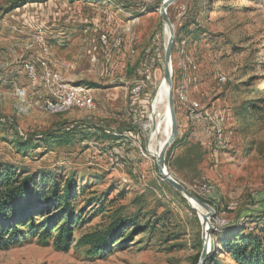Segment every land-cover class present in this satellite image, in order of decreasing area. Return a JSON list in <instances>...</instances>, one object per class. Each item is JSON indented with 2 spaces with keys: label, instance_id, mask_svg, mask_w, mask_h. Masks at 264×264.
<instances>
[{
  "label": "rangeland",
  "instance_id": "obj_1",
  "mask_svg": "<svg viewBox=\"0 0 264 264\" xmlns=\"http://www.w3.org/2000/svg\"><path fill=\"white\" fill-rule=\"evenodd\" d=\"M45 1L12 8V0H0V164L18 172L75 178L82 189L75 201L76 209H82L75 240L103 230L116 209L128 217L137 214L140 222L165 215L166 228L180 236L163 242L159 235L146 236L134 226L128 228L132 237L127 244L116 242L106 255L92 256L75 243L67 251L59 250L53 237L44 239L24 228L26 238L0 247V264H193L197 243L202 252L206 242L207 257L212 242L217 241L212 231L234 222L250 229L261 222L264 110L254 115L244 111H249L251 99L264 107L260 102L264 98V0H203L196 18L197 41L179 32L194 0H177L167 11L175 35L173 88L179 77L181 42L185 41L184 50L196 64V70L188 74L190 96L220 122L217 132L201 126L195 132L173 92L178 134L166 151L164 164L174 179L211 208H202L203 213L162 180L156 158L147 149L151 105L163 78L167 42L160 14L152 7L162 0ZM108 8L117 11L126 24L136 19L131 31L138 44L136 54L124 58L106 84L107 79L90 70L89 61L90 55L102 59L103 49L96 37L91 38L93 33L82 27L95 14L105 19ZM187 29L192 32L196 26L190 24ZM176 37L180 38L177 42ZM44 48L47 57L57 61L64 79L92 88L91 107L48 113L43 107L48 95L39 99L31 94L35 87L24 65L28 61L35 64L39 76L40 63L46 58ZM139 77L146 86L136 95L143 101L136 114L130 105L139 104L129 90ZM16 89L24 90V95L16 94ZM15 139L26 148H18ZM186 142L201 145L200 161L184 159ZM103 196L113 199L114 205L96 212ZM178 243L182 246L176 247Z\"/></svg>",
  "mask_w": 264,
  "mask_h": 264
},
{
  "label": "trees",
  "instance_id": "obj_2",
  "mask_svg": "<svg viewBox=\"0 0 264 264\" xmlns=\"http://www.w3.org/2000/svg\"><path fill=\"white\" fill-rule=\"evenodd\" d=\"M44 1L12 0L11 6L16 8L28 2ZM202 2L203 0L193 1V7L187 11L185 23L179 29V32L189 34L192 41L200 38V27L196 18L201 15ZM158 7L157 5L152 8L158 10ZM167 11L169 12V7ZM190 24L196 26L195 31H188ZM179 39L176 37V42ZM91 86L95 85L92 83ZM256 100L251 99L247 103L249 111L244 113L254 115L264 110V107L256 104ZM260 102L264 104V98ZM14 143L22 150L27 146L16 139ZM183 146L184 159L195 161L202 159L199 143L186 142ZM166 163L170 164L168 160ZM80 193L82 189L78 188L73 176H67L62 180L53 173L18 172L12 169L11 165L0 164V247L7 248L26 238L24 228L30 233L37 232L38 236L44 239L53 237L59 250L67 251L75 243L79 247H86L92 256L106 255L116 242H120L122 246L127 244L132 237V230L128 231V228L134 226L137 230L146 232V236L159 235L160 241L163 242L178 239L180 236L178 231L172 232L166 228L168 221L165 215L145 217V221L140 222L137 214L128 217L121 215L116 209L110 213V221L103 230L85 233L75 240L74 231L79 212L82 211L76 209L75 201ZM119 196H122V193ZM113 203L114 200L106 196L99 198L96 212L106 211V206L111 207ZM212 234L217 241L212 242L211 250L202 264H264V217L250 229L234 222L218 231H212ZM177 246H182V243H178ZM197 246L198 251L193 264H197L200 257L201 243H197Z\"/></svg>",
  "mask_w": 264,
  "mask_h": 264
},
{
  "label": "built area",
  "instance_id": "obj_3",
  "mask_svg": "<svg viewBox=\"0 0 264 264\" xmlns=\"http://www.w3.org/2000/svg\"><path fill=\"white\" fill-rule=\"evenodd\" d=\"M114 13L108 11L105 13V22L110 23L114 20ZM136 19L130 22L133 24ZM98 43L103 49L102 59L95 55L90 57V70L98 72L102 76L109 75L114 69L113 54L124 51V38L116 33V29L105 30L99 33ZM133 41V38H131ZM180 56L177 61L179 68V77L173 88L177 103L180 104L185 112L188 122L194 127L200 125L208 132H217L220 126L219 120L199 101L193 99L189 93L188 74L196 70V64L192 56L184 50L185 41L181 42ZM135 49L130 48L128 54L133 55ZM46 58L41 61L43 78L41 84L46 88L48 97L44 99L43 107L48 113H61L72 108H88L94 103L92 88L82 83H74L63 78L61 71L57 68V61H51L48 56L47 48H44ZM50 63L54 67L50 66ZM27 79L32 87L40 84L38 71L35 64L26 62L24 65ZM173 76V75H172ZM173 80V77H172ZM221 81H225L224 76H220ZM145 80L142 77L134 80L129 93L139 95L145 88ZM16 94L23 96L24 90L16 89Z\"/></svg>",
  "mask_w": 264,
  "mask_h": 264
},
{
  "label": "water",
  "instance_id": "obj_4",
  "mask_svg": "<svg viewBox=\"0 0 264 264\" xmlns=\"http://www.w3.org/2000/svg\"><path fill=\"white\" fill-rule=\"evenodd\" d=\"M177 0H162L158 7V12L162 19L163 25L168 28V38L165 46L164 51V67H163V78L169 85L168 90V106L170 110V117H171V130L170 135L167 137L166 141L163 144V147L160 150L158 157L156 158V164L158 168V172L162 180L166 181L170 186H172L178 193H180L186 200L189 198L190 200L194 201L196 204L200 205L205 210H211V208L204 202L200 201L196 196H194L183 184L178 182L174 179L169 172L166 170L164 160L165 154L167 149L173 144V142L177 138L178 134V127H177V120L176 114L174 109V100H173V80H172V67H171V53L172 48L175 42V35H174V27L172 22L170 21L167 9L168 7L173 4ZM203 221L207 219V215H202ZM205 239V238H204ZM206 257V242H204V246L202 252L200 254L199 260L197 264H202Z\"/></svg>",
  "mask_w": 264,
  "mask_h": 264
},
{
  "label": "crops",
  "instance_id": "obj_5",
  "mask_svg": "<svg viewBox=\"0 0 264 264\" xmlns=\"http://www.w3.org/2000/svg\"><path fill=\"white\" fill-rule=\"evenodd\" d=\"M108 11L114 13V16L115 17H114V20L112 22L106 23L105 22V19H104V16H103V18H99L100 17V16H98L99 14H95V16H93L90 19V21H87L90 24L88 23V25H84L82 28H85V30H87V31L90 30L89 31L90 34L93 33L91 38L96 37V43L97 44H98L97 36L99 35V33L103 32L105 30H111L112 28H115L116 29V33L121 34L123 36V38H124V51H121V52H118V53H114L113 54V65L115 64V68H116L117 65L120 64L124 60V58H129V57H131V56H133V55L136 54V45L138 44V41L136 40L137 37L134 34V32L131 31V27H132V25L133 26L135 25V22H133V24H131V22H129V24H126L119 17V13L117 11L115 12L114 9L108 8L106 11H104V13H106ZM129 29H130V31H129ZM131 38H133V41H131ZM130 48L135 49V53L133 55H129L128 54ZM91 56L92 55H90V57ZM89 61H90V58H89ZM57 68H58V65H57ZM114 72H115V70H113L107 76H102V75H100L97 72H94L93 74L94 75H98L100 77H103L104 79H107V81L104 82V83L109 84L110 83L109 80H112V78L114 77ZM42 78H43L42 69H40V72H39V81H40V84L37 87L33 88V91L31 92V94L36 95L37 98H39V99H42V98H44V96H47L48 95L46 88L41 84ZM190 80L191 79L189 77L188 78L189 84L191 82ZM135 98H136L135 99L136 100L135 102H137L136 104H139V106L138 105H135L134 106L133 105L134 103L131 104L130 106L131 107L133 106L132 107V108H134L133 109V112L136 111L135 113L137 114V113H140L139 112L141 110V107L140 106H142L141 103H143V101H141L140 98H138V96H136ZM136 114H134L133 118H136V116H137ZM184 118H186V115H184ZM199 129H200V125H197L195 127L194 131L196 132Z\"/></svg>",
  "mask_w": 264,
  "mask_h": 264
},
{
  "label": "bare ground",
  "instance_id": "obj_6",
  "mask_svg": "<svg viewBox=\"0 0 264 264\" xmlns=\"http://www.w3.org/2000/svg\"><path fill=\"white\" fill-rule=\"evenodd\" d=\"M162 29L164 37L167 39L169 32L168 28L163 26ZM168 90L169 85L164 78H162L158 88L156 89L152 105H151V115L149 127V144L148 151L157 158L161 148L167 137L170 135L171 130V117L170 110L168 106ZM189 205L194 209L203 213V209L200 205L196 204L194 201L187 199ZM205 210V209H204Z\"/></svg>",
  "mask_w": 264,
  "mask_h": 264
}]
</instances>
